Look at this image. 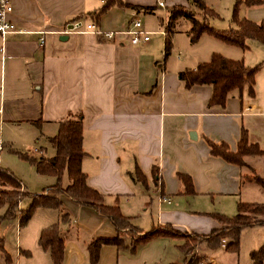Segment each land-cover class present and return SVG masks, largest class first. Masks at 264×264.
<instances>
[{
  "label": "crops",
  "instance_id": "obj_1",
  "mask_svg": "<svg viewBox=\"0 0 264 264\" xmlns=\"http://www.w3.org/2000/svg\"><path fill=\"white\" fill-rule=\"evenodd\" d=\"M104 1L11 0L9 19L14 31L0 35L2 145L11 146L13 142L4 136L18 129L26 130V137L36 145L41 139L50 145L48 139L56 134L58 122L68 113L79 112L84 151L80 168L86 184L103 196L104 203H116L141 231L169 225L206 236L220 227L211 215L215 213L212 208L227 213L225 205L229 210L236 205L242 184L251 183L243 176L253 170L246 162L248 156L239 167L210 155L205 140L225 142L234 151L243 128L249 143L264 150V67L261 65L254 77L256 98L242 101L241 92L233 90L223 108H207L211 86L185 88L178 72L208 61L212 53L243 59L215 44L201 46L193 53L187 35L190 22L184 18L176 28L186 20L189 25L183 30L175 28L171 34V58L163 56L168 9L182 6L193 10L191 0H160L162 7L157 6V0H111L94 21L92 16ZM238 7L239 11L243 7L240 18L252 22L264 18V0L251 6L241 0ZM136 17L143 30L150 32L148 40L138 44H131L126 34L105 40L92 33L60 32L75 19L93 22L104 31H120ZM181 31L186 40L178 41L176 34ZM180 50L186 52L185 58ZM172 57L182 61L175 62ZM50 148L47 153L45 147H32L29 156L51 157L54 149ZM178 173L190 177L192 193L182 192ZM21 188L28 192L22 183ZM24 198L25 207L17 205L15 217L0 223L2 233L11 226L10 221L16 223L13 248L3 247L10 264H52L49 252L37 243L40 231L51 224H57L64 241L60 264H89L87 244L94 238L116 236L109 220L62 195L59 200L69 215L68 222L60 220L58 209L37 207L26 224L19 226L20 212L31 201ZM189 201L192 206H188ZM199 201L202 207H197ZM5 209L0 207V215ZM258 235L260 245L264 231ZM145 245L133 252L126 246L102 245L94 264H146L135 255ZM199 255L212 264H231L223 244L204 247ZM186 259L183 255V261Z\"/></svg>",
  "mask_w": 264,
  "mask_h": 264
},
{
  "label": "trees",
  "instance_id": "obj_2",
  "mask_svg": "<svg viewBox=\"0 0 264 264\" xmlns=\"http://www.w3.org/2000/svg\"><path fill=\"white\" fill-rule=\"evenodd\" d=\"M241 0H235L231 22L235 25L223 30H216L208 24V19L216 17L214 11L208 8L202 0H191V4L198 11L200 20L190 14L188 9L182 6H172L168 9V16L163 27L164 46L163 56L166 57L170 51L171 34L181 18L187 19L190 26L187 30L190 43L196 42L199 36L207 33L222 42L246 48L247 40H255L264 45V18L259 22H252L245 18L237 17V6ZM262 0H243L247 6L259 4ZM111 5V0H105L98 11L93 14L92 19L96 21ZM149 10V8H144ZM259 65L246 66L241 60L225 58L218 53H212L209 60L198 63L194 68H186L178 72V78L185 88L192 85H210L211 95L207 101V108H223L227 96L233 91L241 92L246 88L249 97L254 96V77ZM81 113H68L66 117L58 122L57 132L48 139L54 149L51 157L34 158L26 154H20L27 160L39 175L52 176L55 182L43 188L40 193H29L21 188V182L13 173L5 168H0V207L6 209L0 215V223L15 217L19 201L24 197L31 198L28 207L20 212L18 225L24 226L33 211L37 207H49L59 210L60 220L69 221V215L61 206L59 196H65L78 204L92 208L99 216L105 217L113 225L116 236L113 238H94L87 244L88 263L97 261L99 248L105 244L115 245L117 248L126 246L129 252H133L139 245L147 243L155 237H169L181 240L179 249L184 255L189 254L185 264H195L202 257L194 252V248L203 245L205 248H215L223 244L225 251L236 253L238 248L240 231L245 227L264 225V203L237 202L236 213L230 217L212 213V217L223 225L222 229L212 230L206 236H199L172 228L169 225L152 226L147 231H141L134 226L130 219L123 215L116 203L106 204L103 196L94 188L86 184V176L81 171L80 162L84 155L81 146ZM209 154L224 160L229 164L243 166V158L246 156L264 155L256 144L249 143L245 129L241 128L236 142V149L230 151L225 142H213L205 140ZM139 172L136 174L138 177ZM67 179L66 185L61 180ZM177 178L182 185V192L192 193V183L188 175L178 173ZM243 180L253 182L264 187V179L256 174L251 177L243 176ZM128 239L130 244H123ZM37 243L43 250H47L52 264H60L63 255L64 241L61 237L57 224H51L43 228L38 236ZM264 241L258 248L249 252L252 264H263ZM11 260L3 249L0 238V264H10Z\"/></svg>",
  "mask_w": 264,
  "mask_h": 264
},
{
  "label": "rangeland",
  "instance_id": "obj_3",
  "mask_svg": "<svg viewBox=\"0 0 264 264\" xmlns=\"http://www.w3.org/2000/svg\"><path fill=\"white\" fill-rule=\"evenodd\" d=\"M209 3H204L208 8L212 9L214 13L217 15L216 17H212L208 19V24L216 29V30H223L227 29L229 27H232L231 22V13L232 8L234 5L235 0H208ZM239 6V4H238ZM237 6V17L240 18L242 15V8L239 11V7ZM189 10L190 14L194 15V17L197 20H200V16L197 15L198 11L195 9V7H192ZM182 19V18H181ZM180 19V20H181ZM246 19V18H245ZM180 28L176 29H184L186 25H189V22L186 20L182 22ZM177 27V26H176ZM176 39L178 41L180 40H186L185 34L183 31L176 34ZM170 44H172V38H170ZM215 44L217 47H222V49H228L230 52L234 53L236 55V59H243L244 64H248L251 67L255 66L256 64L260 66L262 65L264 67V45L258 44L257 45H251L246 41V49L242 50L239 47L228 45L221 40L207 34L203 33L199 36V38L192 44V52L194 53L197 48H200L201 46ZM204 46V47H205ZM171 50V47H170ZM181 55L185 58L187 55L186 52L180 50ZM171 58L170 55H167V58ZM172 59L175 62H181V60ZM171 59V60H172ZM258 71V70H257ZM254 90V96L253 98H256L257 94L255 91V84L253 87ZM241 98L242 101L250 99L246 88H243L241 90ZM26 130L18 129L14 133H10L9 135H5L4 139H7L9 141H12L13 144L11 146H7L5 144L2 145V149L0 151V165L3 168H7L10 170L13 175L20 180V182L25 186L26 190L30 193H40L41 190L47 186L52 185L55 180L52 176L47 175H38L35 172V169L33 166L24 158L20 156V154H26L29 156L28 149L34 147L38 148V146L45 147L46 152L50 153L51 148L48 143H46L43 139L40 140L39 144L36 145L32 139L29 140L28 137H26ZM26 138V140H25ZM1 139V136H0ZM244 160V158H243ZM246 162L248 166L254 171L247 172L248 174H245V177H251L253 175H257L260 178L264 179V156H248L246 157ZM245 164V162H244ZM243 171H246L243 169ZM62 185H66V178L63 177L61 180ZM237 200L246 202V201H253L256 203H264V188L261 189V187L253 182L251 183H243L240 187L239 194L237 195ZM236 200V201H237ZM26 199H22L18 206L25 207ZM188 206H192L190 201L187 203ZM202 201H199L197 204V207H202ZM214 205H217L214 202ZM219 207V206H216ZM227 213L216 211L212 208V210L217 213L221 214L227 217H230L235 214L236 212V205L234 204L231 206L230 210L227 208V205L224 206ZM11 226L6 230V233H2V230L0 228V236L2 237V243L3 247H6L8 249L13 248L14 243V224L16 226L15 220L13 219L10 221ZM220 227L218 229H222L223 225L220 224ZM156 226V225H154ZM149 228L144 229V231H147ZM264 227H245L240 231L239 234V241H238V248L236 253H229V260L231 264H250L249 262V252L250 250L254 249V247H257L259 245L258 242V232H263ZM123 244H130L129 240L126 239L125 243ZM145 247L139 250L135 253L136 257L140 256L139 260L141 259L145 261L146 264H169V263H179L182 264L183 261V252L179 249V245L181 244V241L175 239V238H169V237H155L151 240H149L147 243H145ZM204 246L200 245L196 248H194V252L201 254L203 253ZM185 256H189V254H186Z\"/></svg>",
  "mask_w": 264,
  "mask_h": 264
},
{
  "label": "built area",
  "instance_id": "obj_4",
  "mask_svg": "<svg viewBox=\"0 0 264 264\" xmlns=\"http://www.w3.org/2000/svg\"><path fill=\"white\" fill-rule=\"evenodd\" d=\"M157 6L162 7L163 2L157 0ZM12 11L11 0H0V35L5 33L13 32V24L9 19V15ZM62 33H92L103 37L105 40H112L116 34H126L129 36V41L131 44H138L139 42H145L148 40V35L150 32L143 30L141 20L136 17L129 23V26L125 30L120 31H104L95 27L93 22L84 23L80 19H75L68 25L64 26ZM39 34L43 35L45 31H39ZM43 43V36L39 38V44ZM2 147V142L0 140V150ZM195 264H212L211 262L200 259Z\"/></svg>",
  "mask_w": 264,
  "mask_h": 264
},
{
  "label": "water",
  "instance_id": "obj_5",
  "mask_svg": "<svg viewBox=\"0 0 264 264\" xmlns=\"http://www.w3.org/2000/svg\"><path fill=\"white\" fill-rule=\"evenodd\" d=\"M191 134L193 135V133H190L189 136H191ZM195 137V136H194Z\"/></svg>",
  "mask_w": 264,
  "mask_h": 264
}]
</instances>
